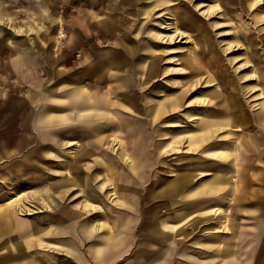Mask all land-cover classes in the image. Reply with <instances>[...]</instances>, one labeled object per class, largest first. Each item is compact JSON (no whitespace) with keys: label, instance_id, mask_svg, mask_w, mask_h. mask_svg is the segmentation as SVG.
Instances as JSON below:
<instances>
[{"label":"rangeland","instance_id":"rangeland-1","mask_svg":"<svg viewBox=\"0 0 264 264\" xmlns=\"http://www.w3.org/2000/svg\"><path fill=\"white\" fill-rule=\"evenodd\" d=\"M131 1L138 14L126 33L133 35L137 28L143 33L139 41H126L132 48L130 55L121 41L76 42V46L62 53L64 59L52 66L53 73L48 78L47 58L53 62L57 52L50 48L51 41L35 40L45 29L40 1L0 0V217L11 211L14 221L28 226L32 234L26 259L16 264H132L130 259L139 239L150 243L154 239L155 244L165 247L151 264H213L216 256L221 263H232L237 241H231L217 255V249L209 248L206 239L214 235L222 240L228 237L224 220L241 231L250 218L247 210H254L251 218L255 222L252 233L256 241L251 244L258 253L256 258L254 255V264H264V134L252 120L262 112L264 101V21L253 20L256 13L263 11L259 6L264 5V0L249 12H240L242 0L173 1V7L181 4L175 13L183 14L187 7L192 16L191 26L196 30L202 28L208 37L204 48L196 51L199 60L194 72L186 64L192 48L185 39L189 33L186 26L180 24L177 31L171 26L165 4L152 9L145 22L139 10L152 7L155 0ZM222 5L226 7V16L222 15ZM145 30L152 36L145 34ZM157 33L159 37L155 36ZM108 51L122 59L131 56L115 76L118 79L128 74L136 80L137 110L115 93L107 107L115 118L94 123L97 128L104 126L105 132L92 139L96 151L86 155L91 140L88 126L78 124L74 110L64 104L63 98L72 93L79 64L85 58L93 59L89 53L101 57ZM18 58L28 63L30 69L38 66L40 91L24 81L17 70L12 75L4 73V66L15 65ZM63 82L67 83L66 89ZM218 83L221 87L217 89ZM231 83L236 92L228 87ZM109 85L111 89L115 84L111 80ZM182 89L187 93L180 109L172 110L166 104L156 116L159 108ZM219 91L237 97L244 118L235 119V111L231 110L235 120L227 125V118L221 114L226 111L206 105L213 93L220 95ZM20 100L33 106L34 113L45 108L52 118L63 113L65 117L52 120L40 131L41 135L33 127L21 130L20 116L15 115ZM200 116L216 117L211 141L222 143L223 149H231L235 138L242 148L253 144L259 147L255 156L252 153L241 159L242 175H255L247 197H231L229 201L228 197L192 196V192L200 193L203 186L214 184L211 176L215 170H232L230 158L211 157L202 151L203 147H189L188 134H197L191 131L196 130ZM35 118L32 114L31 120ZM174 135L177 137L173 139ZM137 136L141 148L134 150L136 166L131 168L127 161L129 147ZM12 149L19 151L12 153ZM241 151L245 153V149ZM233 179L235 175L230 174L227 183L233 184ZM211 210L216 212L207 213ZM117 218L126 222L128 229L122 232L123 238L113 241L110 234ZM179 218L187 221L186 229L180 235L171 231L173 238L168 242L160 239L162 233L168 232L166 226L178 224ZM86 230L91 233L88 239ZM66 231L73 236L64 235ZM67 239L74 242L84 262L64 250ZM96 247L111 250L107 262L94 259L91 250Z\"/></svg>","mask_w":264,"mask_h":264},{"label":"bare ground","instance_id":"bare-ground-1","mask_svg":"<svg viewBox=\"0 0 264 264\" xmlns=\"http://www.w3.org/2000/svg\"><path fill=\"white\" fill-rule=\"evenodd\" d=\"M32 2V0H27ZM41 4L40 16L42 18V22L45 26L43 34L39 37H36V41H51L50 48L54 49L56 54V58L52 62L50 58H47L46 61V76L49 78L52 75V66L60 60L64 59L65 55L62 54L66 51L67 48L72 46H76V42L80 41H121L123 47L127 48V52L129 55L132 51L131 47H128L126 41H139L140 35L143 33L141 28H137L135 34H130L126 32H130V24L132 22V18L137 16L138 10L134 8V3L131 0H59L56 2L55 0H38ZM161 0H155V4L148 9H140L139 16L142 17L145 22L148 20L149 13L155 7H159L165 4V9L167 11V15L171 17L172 25L175 27V30H178V26L180 24H184L188 29L189 33H186L185 39L191 43L192 48L189 50L188 55L186 56V64L189 65L191 71H196L195 62H198V53L197 50H202L204 48L205 41H208V37L204 36V30L202 28L195 29L191 26V13H188L187 7L184 9L183 14L175 13V10L178 9L181 4L179 3L173 7V1L175 0H165L160 2ZM262 0H242L240 4V12H249L251 8H253L257 3H260ZM220 3V0H217ZM229 5V1L226 2ZM224 7V5H222ZM175 8V9H173ZM226 7H224V14L226 16ZM261 13H256L253 16V20L255 23H259L264 21V5L259 6ZM173 9V10H172ZM152 16V15H151ZM150 16V17H151ZM8 20V19H7ZM8 23V22H7ZM4 21V25L8 24ZM196 31V33L194 32ZM24 30H21L23 32ZM151 31V29H150ZM145 30V34L148 33V36L151 37L153 31ZM150 32V33H149ZM195 33V34H194ZM199 34V35H198ZM159 33L155 36L159 37ZM153 37V38H157ZM243 44L241 45V47ZM49 54V52H47ZM91 58H85L82 63L79 64V68L75 72L74 80V88L70 96H64V104L67 106H71V110H74L75 115L77 116L78 124L81 126H88V135L91 139L88 143V150H85L86 155L96 151L95 142L92 141L102 137L104 134V126L103 127H94V123L97 121L110 117L115 118V116H111L113 113L107 111V107L110 103V99L115 93H119V96L125 98L128 102H130L134 107V110H137V95L136 88L138 87L136 80L127 74L126 77L116 78V74H119L122 69V65L127 60H130L129 55L122 59L120 55L115 53H111L108 51L103 54L101 57L96 56L94 53H89ZM60 57V58H59ZM92 61L94 64L92 65ZM92 65V66H91ZM10 66V67H9ZM96 67H100L99 70H96ZM16 70L23 75V80L30 83L32 86L36 87L35 89H42V80H41V71L38 66L34 68H28V63H24L22 59L18 58V61L7 64L4 66V73L7 74H16ZM151 70V66H150ZM127 72V71H125ZM258 73V72H257ZM109 77V78H107ZM114 77V78H112ZM112 78V79H110ZM259 79V76H258ZM9 80V79H8ZM106 80V82L104 81ZM114 82V87L110 89L109 82ZM225 85V82H223ZM63 89H66L67 83L63 82ZM227 85V84H226ZM103 88H100L102 87ZM221 87V84L218 83L217 89ZM228 87L231 91H234V85L231 83L228 84ZM169 91H174V89H169ZM105 92V93H104ZM171 92V93H172ZM220 92V91H219ZM187 93L186 89H182L178 91V93L174 94L169 101H166L161 108H159V112H157L156 116L164 111L166 104L170 109L178 110L183 105L184 96ZM223 97V99L221 98ZM226 96V98H225ZM217 99L220 100L216 101ZM205 102V99H202ZM238 99L236 96L230 95L228 91L225 93H221L220 95H215L213 93V99H209L206 105H216L219 106L220 112L226 111L224 114L227 118L226 124L231 125L234 123L235 119L244 118V114L242 112V108H240L237 103ZM21 103L17 105V109H15V115L18 114L19 120L21 124L19 125L21 130H27L28 128L33 127V129L38 132L40 135V131L44 130L48 127L52 120L54 119H64L65 113H63L58 118H52L49 116V111L45 108L42 111L34 113L33 106H30L26 100H20ZM263 108L262 112L258 115L253 116L252 120L254 125L262 128V132L264 134V101L262 104ZM209 107V106H208ZM24 108V110H22ZM22 110V112H21ZM231 110H234V115L230 113ZM35 116V120H31V117ZM199 124L195 126L196 130L191 131V133L197 134H188L189 135V147L198 149L202 148L204 152L208 153L207 155L215 158H230L229 165L231 166V172H227L223 170H215L214 174L211 176L214 184L205 185L202 188V191L198 193L197 191L192 192L193 197L198 196H207V197H228V200L231 197H247L246 194L250 190L249 184H252L251 181L255 180V175L253 173L248 175H242L241 173V159L242 156L254 153L259 150V147L256 144L248 145L246 148H242L241 144H239L238 138H235L231 141V149H223L221 145L222 143H218L217 141H211L214 138L215 131L212 129L216 124L215 116H200ZM229 121V122H228ZM46 122V123H42ZM47 126L44 127V125ZM116 126L119 128V121L117 120ZM131 127V126H129ZM126 130L129 128L126 127ZM124 131V133L128 134L129 132ZM97 133V136L94 134ZM32 136V135H31ZM136 137V135H135ZM177 137V135L173 136V139ZM264 138V136H262ZM140 137L137 136V140L129 147L130 155L127 159L128 164L131 168L136 166V155H134V150L141 148L140 145ZM247 140H249L247 138ZM211 141V143H210ZM246 143V141L244 142ZM252 143V142H251ZM247 144V143H246ZM90 145V146H89ZM241 149H245V153L242 154L243 151ZM127 150V149H126ZM19 150H13L12 153H15ZM12 153L8 154L11 155ZM264 158V154H263ZM243 161V159H242ZM221 168L224 166L221 163H217ZM235 175L236 179H233V184L227 183L228 176ZM71 177V175H68ZM261 177H259L260 179ZM264 180V177H263ZM182 182H185L184 180ZM207 199L206 202H208ZM231 201V200H229ZM215 213V211H209L207 213ZM247 215H254V210H247ZM11 211L4 213L0 217V264H16L17 262H21L26 259L25 252L32 246L31 243V232L30 228L23 223H17L14 221V217ZM197 218V217H195ZM246 219L245 227L243 229H238L235 225H228L227 221H223L222 224H225V228L227 229L229 235L225 240L220 239L217 235L208 237L206 239V244L209 248H216L217 255L222 253L229 246L231 241H237V249L235 255L231 259L232 263L227 264H254V255L255 258L258 256V253L255 254V246L253 243L256 241L255 237H253L252 231L255 228V222L253 218ZM134 219V218H132ZM177 220L178 224H173L171 226H166L167 233H162L160 239H165V242L172 239L171 231H176V235H180L184 229V226L187 224V221L182 222L183 220ZM135 221V219L133 220ZM227 222V223H226ZM199 223L194 222V225H198ZM128 229V225L126 222L120 221L118 218L115 219L113 223L110 239L117 240L118 238H123L122 232ZM86 238L91 237V233L86 230ZM66 236H73L71 231H66L64 233ZM154 240V239H153ZM152 240V243L149 241H142L139 239L136 245V251L133 254L130 262L132 264H151L153 260L156 258L158 253L163 252L165 247L162 245L155 244ZM251 241L253 242L251 244ZM68 245L64 246V250H66L75 260H79L80 262H84L82 258V254L78 251L74 245V242L71 239H67ZM221 247L223 250H220ZM252 247L254 250H252ZM111 252L110 249L96 247L95 250H91V254L94 259L105 263L109 260L108 255ZM23 258H19L22 257ZM213 264H224L218 261V257L213 258ZM26 264H31L26 262Z\"/></svg>","mask_w":264,"mask_h":264}]
</instances>
